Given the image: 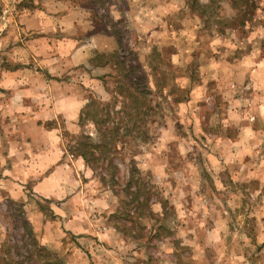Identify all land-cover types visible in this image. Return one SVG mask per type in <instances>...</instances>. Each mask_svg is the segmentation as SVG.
Returning a JSON list of instances; mask_svg holds the SVG:
<instances>
[{
  "label": "rangeland",
  "instance_id": "obj_1",
  "mask_svg": "<svg viewBox=\"0 0 264 264\" xmlns=\"http://www.w3.org/2000/svg\"><path fill=\"white\" fill-rule=\"evenodd\" d=\"M165 1H140L155 14H137L132 22L141 25L140 50L148 56L156 53L145 57L139 69L126 72L119 67L120 82L101 100L90 95L79 129H63L59 118L69 155L82 159L75 154L86 151L80 143L92 145L89 162L82 159L76 175L79 200L67 208L68 214L63 210L65 218L54 215L63 201L42 199L30 185L18 199L0 189V264H231L236 259L235 243L227 237L239 227L230 220L253 218L250 205L264 203L262 184L252 185L255 199L236 175L227 174L222 186L215 184V163L206 159L213 154L211 141L234 129L222 128L224 110L209 113L206 103L193 101L190 92L202 75L201 58L214 52L211 39L219 32L231 37L233 28L246 37L247 27L263 21V8L257 0H251L250 10L240 0L234 1L235 7L230 0H199V6L192 0H173L172 14L154 30L160 11L166 13ZM110 2L119 17L128 9L129 0ZM17 3L0 0V28ZM123 19L127 45L128 40L133 43L135 30L129 16ZM248 39L249 45L255 43ZM231 45L224 41L221 46L228 49L227 56ZM132 79H138L137 87ZM212 89L219 97L214 84ZM215 101L224 104L221 97ZM74 207L78 210L72 214ZM261 214L255 212L254 218ZM242 229L253 231L242 226L240 234ZM217 235L221 240H213Z\"/></svg>",
  "mask_w": 264,
  "mask_h": 264
},
{
  "label": "crops",
  "instance_id": "obj_2",
  "mask_svg": "<svg viewBox=\"0 0 264 264\" xmlns=\"http://www.w3.org/2000/svg\"><path fill=\"white\" fill-rule=\"evenodd\" d=\"M16 1L18 8L14 13L10 10L11 19L0 28V189L6 188L9 197L18 199L30 185L42 199L63 201L59 212H54L63 220L67 208L79 200L76 175L83 162L64 149L59 118L64 120L63 129H79V116L90 95L101 100L120 82L119 67H141L145 57L156 53L154 50L148 56L140 50L141 25L132 23L137 14L155 11L144 6L142 0H129L121 17L116 8L109 7L111 0L108 4L103 0ZM257 1L263 8V21L247 27L246 37L240 38V31L233 28L231 37L219 32V38L209 39L210 49L216 45L214 52L201 58L202 75L190 92L193 101L206 103L209 113L224 110L222 128L234 129L211 141L213 154L206 159L209 164L215 163V184L222 186L227 174H232L231 178L236 175L248 184L253 199L257 190L252 185L262 184L264 195V0ZM172 3H163L165 14H159L158 6L156 14L160 18L156 17L152 29L163 19L168 20ZM128 16L135 31L133 43L128 40L124 45L123 17ZM248 38L255 43L249 45ZM224 41L232 44L230 56L226 55L228 49L221 47ZM131 46L135 48L131 50ZM244 48L247 51L239 53ZM130 54L133 60L127 58ZM213 84L223 106L216 104L219 97ZM114 91L117 94V87ZM117 95L121 97L119 92ZM74 208L72 214L78 210ZM250 211L253 218L230 220L233 227H239L235 228L238 233L227 237L235 243L232 253L236 259L231 264H264V203L251 204ZM259 211L261 217L254 218ZM242 226H251L253 231L242 229L240 234Z\"/></svg>",
  "mask_w": 264,
  "mask_h": 264
},
{
  "label": "trees",
  "instance_id": "obj_3",
  "mask_svg": "<svg viewBox=\"0 0 264 264\" xmlns=\"http://www.w3.org/2000/svg\"><path fill=\"white\" fill-rule=\"evenodd\" d=\"M211 1V0H210ZM230 1H232V5L234 4V1H236V0H230ZM241 1V3L243 4V5H245V8L247 9V10H250L252 7H253V2L251 1V0H240ZM192 3L193 4H195V5H200V3H199V0H192ZM204 6V5H203ZM202 6V7H203ZM234 6V5H233ZM235 7V6H234ZM119 65H121L122 66V64H123V62L122 61H120L119 63H118ZM134 68H138L139 69V67L137 66H134V65H128L127 66V68H124L123 66L121 67V69H123L124 71H126V72H130L132 69H134ZM130 82L131 83H133L134 85H135V87H137V85H136V83L138 82V79H132V80H130ZM120 94V96L123 98V96H122V94L121 93H119ZM150 108L151 107H149V110H150ZM87 111H88V109H85L84 110V112L85 113H87ZM84 112H82V115L84 116ZM122 112V109H119V110H115V113L116 114H118V113H121ZM85 139L86 140H88L89 138L87 137H85ZM81 145H84V147L86 148V151H83V152H78V151H76V153L75 154H77L78 156H80L83 160H84V162L85 163H88L89 162V160L87 159V156L89 155V154H91L92 153V151L90 150V147H92V145H90V144H83V143H80Z\"/></svg>",
  "mask_w": 264,
  "mask_h": 264
}]
</instances>
